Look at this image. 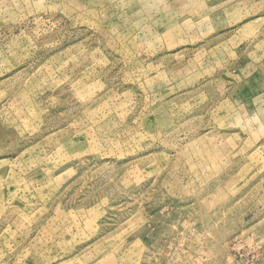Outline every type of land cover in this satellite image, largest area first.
<instances>
[{
	"label": "rangeland",
	"instance_id": "obj_1",
	"mask_svg": "<svg viewBox=\"0 0 264 264\" xmlns=\"http://www.w3.org/2000/svg\"><path fill=\"white\" fill-rule=\"evenodd\" d=\"M0 264H264V0H0Z\"/></svg>",
	"mask_w": 264,
	"mask_h": 264
}]
</instances>
